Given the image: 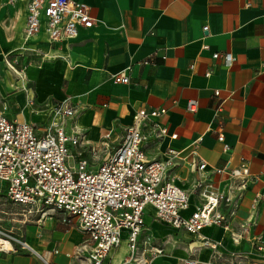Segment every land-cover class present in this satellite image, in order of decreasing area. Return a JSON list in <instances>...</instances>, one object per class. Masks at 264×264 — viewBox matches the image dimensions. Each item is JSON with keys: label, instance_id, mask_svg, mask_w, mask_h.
Instances as JSON below:
<instances>
[{"label": "crops", "instance_id": "obj_1", "mask_svg": "<svg viewBox=\"0 0 264 264\" xmlns=\"http://www.w3.org/2000/svg\"><path fill=\"white\" fill-rule=\"evenodd\" d=\"M28 1L0 0V57L22 59L20 69L26 78L18 93L12 90L16 88L12 75L0 78L4 116L32 124L42 134L50 105L71 97L78 111L66 131L74 126L88 146L100 148L98 159L87 150L84 154L97 167L118 148L137 110L163 109L166 113L157 123L167 129L166 136L144 126L147 157L163 161L168 151L177 153L176 167L168 176L187 191L198 179L190 167L195 158L208 167L245 163L256 181L244 194L232 226L237 230L251 223L247 237L264 241V0H74L89 8L96 25L80 30L72 41L56 44L47 43L43 33L25 43ZM215 53L230 54L232 63L213 59ZM122 71H127L129 84L113 83L111 77ZM188 101L197 102L194 113L186 109ZM219 130L230 147L227 154L216 140ZM206 177L215 185L220 182L211 173ZM60 218L25 215L22 207L7 200L0 183L2 228L22 236L49 264H84L73 257L83 235ZM147 222L165 230L164 236L150 235L163 252L170 243L167 236L182 233L190 240L178 253L163 254L151 264L209 259L210 252L198 249L194 237L156 223L151 209L144 227ZM202 234L212 239L217 235L215 240L227 250H249L247 244L233 246L221 229ZM15 248L0 252V264H42L30 252ZM126 256L122 244L103 264H119Z\"/></svg>", "mask_w": 264, "mask_h": 264}, {"label": "built area", "instance_id": "obj_2", "mask_svg": "<svg viewBox=\"0 0 264 264\" xmlns=\"http://www.w3.org/2000/svg\"><path fill=\"white\" fill-rule=\"evenodd\" d=\"M96 22L89 8L74 0H29L24 41L28 43L40 33L49 44L72 41L80 30H90ZM212 57L223 58L228 65L233 61L230 54ZM5 62L12 67L7 59ZM111 79L115 84H129L127 71ZM214 95L219 97V91ZM26 102L32 105L31 98L26 97ZM197 106L196 101H188L186 109L194 113ZM77 111L78 105L69 96L51 104L42 134L32 124L11 121L0 112V183L5 197L22 207L25 215H38L41 220L60 214L63 224L75 226L83 235L75 259L103 264L124 244L127 256L119 264H151L164 254L143 236L144 216L151 209L156 223L194 237L198 249L210 252L206 261L189 257L183 264H264V241L246 234L251 223H243L237 230L232 226L244 194L256 181L245 163L232 167L227 161L220 167H208L195 158L190 167L198 179L190 191L184 190L168 176L176 167L177 153L168 151L166 160L156 161L144 150V126L161 137L167 135V129L157 123L166 111L139 109L118 148L95 167L84 154L87 150L92 159H98L100 148L88 146L76 127L66 131ZM216 140L222 153H229L221 130ZM207 173L220 178L218 185L207 179ZM211 228L221 229L233 246L247 244L249 250H227L222 241L202 234ZM15 247L49 264L22 236L0 226V252H15Z\"/></svg>", "mask_w": 264, "mask_h": 264}, {"label": "rangeland", "instance_id": "obj_3", "mask_svg": "<svg viewBox=\"0 0 264 264\" xmlns=\"http://www.w3.org/2000/svg\"><path fill=\"white\" fill-rule=\"evenodd\" d=\"M13 57L11 56H7L6 58L0 57V78L5 77V74L8 73L10 75H12L14 77V80L12 81V84L16 85L14 92H19L24 90V88L21 87L22 82L24 81L25 78V74L23 73V71L20 69V62L22 59L17 60L16 62L12 59ZM8 60L9 64L12 66V68H14L19 75L16 77V75L8 68V66L6 65L5 60ZM14 74V75H13ZM0 112H3V107L0 104ZM153 224V222H147V224H145V229H144V234L146 236H144L146 239H151L150 235L154 234V235H160V236H164L165 235V230L158 226L157 224H154L153 227H151ZM217 235L214 236V240L217 239ZM167 240L170 242L166 248H165V252L164 256H168L171 257L172 255L178 253V251H180L181 246H185L187 244H189L188 238L185 237V235H183L182 233H178L176 235L173 236H167Z\"/></svg>", "mask_w": 264, "mask_h": 264}, {"label": "bare ground", "instance_id": "obj_4", "mask_svg": "<svg viewBox=\"0 0 264 264\" xmlns=\"http://www.w3.org/2000/svg\"><path fill=\"white\" fill-rule=\"evenodd\" d=\"M7 65V64H6ZM8 66V68L16 75V77L19 75V73L14 69V68H12V67H10L9 65H7ZM13 74V75H14ZM5 246L6 247H9V245L8 244H5Z\"/></svg>", "mask_w": 264, "mask_h": 264}]
</instances>
